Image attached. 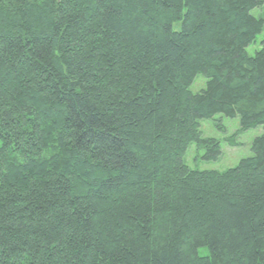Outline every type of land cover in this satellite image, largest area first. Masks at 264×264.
Wrapping results in <instances>:
<instances>
[{
    "label": "trees",
    "instance_id": "16d2710c",
    "mask_svg": "<svg viewBox=\"0 0 264 264\" xmlns=\"http://www.w3.org/2000/svg\"><path fill=\"white\" fill-rule=\"evenodd\" d=\"M261 3L0 0V264H264Z\"/></svg>",
    "mask_w": 264,
    "mask_h": 264
},
{
    "label": "rangeland",
    "instance_id": "374dc122",
    "mask_svg": "<svg viewBox=\"0 0 264 264\" xmlns=\"http://www.w3.org/2000/svg\"><path fill=\"white\" fill-rule=\"evenodd\" d=\"M259 7L253 9L251 13L260 17L264 21V0ZM264 35V24L261 33H259L255 41L248 45L247 52L253 54L260 47V40ZM206 78L202 74H197L188 89L192 93L198 92L204 88ZM218 125L222 126L220 129ZM239 127L238 117L227 118L220 114H216L211 119H201L199 121V129L203 136L212 137L219 141L220 155L217 159L207 160L201 157L204 150H196L195 144L191 143L183 156V162L192 169H213L222 171L233 167L237 164L240 158L249 156L250 144L254 137L264 133L261 126L250 128L248 130L235 134ZM234 142L233 143H231ZM200 252H204L201 249Z\"/></svg>",
    "mask_w": 264,
    "mask_h": 264
}]
</instances>
